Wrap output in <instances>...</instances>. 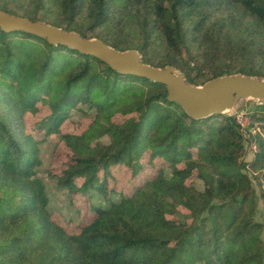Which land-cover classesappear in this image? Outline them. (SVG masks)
<instances>
[{
    "label": "trees",
    "instance_id": "1",
    "mask_svg": "<svg viewBox=\"0 0 264 264\" xmlns=\"http://www.w3.org/2000/svg\"><path fill=\"white\" fill-rule=\"evenodd\" d=\"M0 10L134 49L193 85L237 73L264 78V0H0ZM39 104L48 112L34 136L26 115ZM74 116L89 122L61 132ZM249 119L256 149L246 161L233 115L192 119L160 82L0 28V264H264L256 219L258 198L264 210V111ZM52 135L69 154L60 172L45 173L94 214L76 233L52 218L37 175ZM144 156L161 160L155 174L128 193L111 189L113 168L135 178ZM91 192L108 206L92 203Z\"/></svg>",
    "mask_w": 264,
    "mask_h": 264
},
{
    "label": "water",
    "instance_id": "2",
    "mask_svg": "<svg viewBox=\"0 0 264 264\" xmlns=\"http://www.w3.org/2000/svg\"><path fill=\"white\" fill-rule=\"evenodd\" d=\"M0 28L3 31L20 30L45 38L52 44H63L79 52L93 55L119 73L134 74L162 83L167 99L178 104L192 119L233 111L242 100L264 102V78L244 74H228L193 85L173 66L157 67L142 62L134 49L117 50L97 38H84L79 33L33 21L0 10ZM230 112V113H231Z\"/></svg>",
    "mask_w": 264,
    "mask_h": 264
},
{
    "label": "rangeland",
    "instance_id": "3",
    "mask_svg": "<svg viewBox=\"0 0 264 264\" xmlns=\"http://www.w3.org/2000/svg\"><path fill=\"white\" fill-rule=\"evenodd\" d=\"M260 110L264 111V102H260L256 99H245L242 100L239 105L231 112L225 111V113H229L228 115H234L235 111H247L250 113L252 110ZM48 112V108L46 105L39 104V110L35 114L28 113L26 115V130L32 133L34 136H37L40 131L35 129V123L39 121L44 115ZM231 112V113H230ZM89 120L84 118H79L78 116H74V120H66L61 126V132H71V133H79L81 130L85 128L88 124ZM54 145H57L54 147ZM54 147V148H53ZM53 149V150H52ZM69 151L61 142L58 135H52L48 138V140L41 146V156H42V164L37 170V175L41 177V179L46 184V188L48 191V195L50 198L49 206L53 209V219L61 224L66 231L70 233H76L80 230V228L93 220L94 214L89 209L88 201L78 195H73L72 201L69 199L68 190L60 189L55 186V182L50 180L45 173V169L50 168V170L54 173L60 172L63 167L64 161L67 159ZM252 152H250V148L246 147V155L245 160L248 161L252 157ZM142 161L145 163L144 170L136 175V177H132L130 172L126 170L124 166H116L113 168V179L110 181L111 189L115 190L117 193H128L132 184L137 181L144 180L149 178L155 174V170L157 166L160 164L161 160L156 159L153 164H148L147 156H144ZM249 176L252 177V174L247 172ZM167 176H169L167 172ZM195 185L198 188H202V182L197 180L195 181ZM257 194L258 187L255 186ZM120 194H113L112 199L117 200ZM91 201L95 205L100 207H107L108 201L103 199L102 196L96 192H91ZM180 217H178L179 219ZM256 219L261 221L264 224V210L262 206L261 200L257 199V215ZM262 238L264 239V230L262 232Z\"/></svg>",
    "mask_w": 264,
    "mask_h": 264
},
{
    "label": "built area",
    "instance_id": "4",
    "mask_svg": "<svg viewBox=\"0 0 264 264\" xmlns=\"http://www.w3.org/2000/svg\"><path fill=\"white\" fill-rule=\"evenodd\" d=\"M233 116L236 123L238 124V128L240 133L242 134L243 139L247 142L248 149L250 148V152H252L253 154L256 146L253 141H250L249 134H254L255 129L250 126L249 113L247 111L238 110L235 111Z\"/></svg>",
    "mask_w": 264,
    "mask_h": 264
},
{
    "label": "bare ground",
    "instance_id": "5",
    "mask_svg": "<svg viewBox=\"0 0 264 264\" xmlns=\"http://www.w3.org/2000/svg\"><path fill=\"white\" fill-rule=\"evenodd\" d=\"M226 111H228V110H226Z\"/></svg>",
    "mask_w": 264,
    "mask_h": 264
}]
</instances>
